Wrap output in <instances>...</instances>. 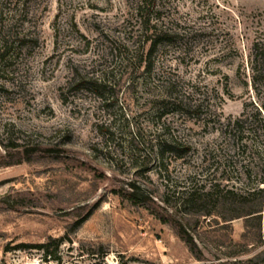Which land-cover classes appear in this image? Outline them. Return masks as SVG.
<instances>
[{
	"label": "rangeland",
	"instance_id": "rangeland-1",
	"mask_svg": "<svg viewBox=\"0 0 264 264\" xmlns=\"http://www.w3.org/2000/svg\"><path fill=\"white\" fill-rule=\"evenodd\" d=\"M143 1L0 0V264H264V0Z\"/></svg>",
	"mask_w": 264,
	"mask_h": 264
},
{
	"label": "trees",
	"instance_id": "trees-1",
	"mask_svg": "<svg viewBox=\"0 0 264 264\" xmlns=\"http://www.w3.org/2000/svg\"><path fill=\"white\" fill-rule=\"evenodd\" d=\"M158 10L155 8L154 3L152 0L143 1L136 5L134 9V13L139 19L142 28V34H144V41L149 43V49L147 55L154 50V48L158 45L162 38H165V33H162L156 29L155 22H153V17L158 15ZM9 46L8 38L3 34L0 36V47L3 50H6ZM251 70L252 73L258 71L257 65L264 66V46L259 44L258 42H254L251 46ZM255 75H253V85L255 86ZM240 120L235 119L232 123L228 122L224 125L225 130L231 129L232 131L240 132ZM175 142H171L169 146H173ZM186 148V147H185ZM178 149V147L176 148ZM259 209L256 210H244L240 213H236L232 218H239L244 217L245 222H248L254 218H256L255 213L259 212ZM231 218V219H232ZM229 220V219H227ZM175 226V225H174ZM176 234L178 237L185 243L189 251L196 256V258L201 257V251L198 248L197 244L195 243L191 234L185 229V227L181 223H177L176 225ZM64 242V237H50L46 242L43 244L37 245L38 247L42 248L43 252L51 257L55 251H57L60 245ZM248 262L251 264L252 259H249ZM256 264V263H254Z\"/></svg>",
	"mask_w": 264,
	"mask_h": 264
}]
</instances>
